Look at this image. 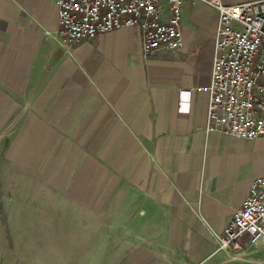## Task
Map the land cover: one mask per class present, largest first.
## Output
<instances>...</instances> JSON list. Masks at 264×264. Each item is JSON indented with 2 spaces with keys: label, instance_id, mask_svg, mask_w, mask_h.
<instances>
[{
  "label": "crops",
  "instance_id": "1",
  "mask_svg": "<svg viewBox=\"0 0 264 264\" xmlns=\"http://www.w3.org/2000/svg\"><path fill=\"white\" fill-rule=\"evenodd\" d=\"M182 13L146 54L139 27L68 46L53 0H0V264H264L215 238L264 137L205 132L218 13Z\"/></svg>",
  "mask_w": 264,
  "mask_h": 264
},
{
  "label": "built area",
  "instance_id": "2",
  "mask_svg": "<svg viewBox=\"0 0 264 264\" xmlns=\"http://www.w3.org/2000/svg\"><path fill=\"white\" fill-rule=\"evenodd\" d=\"M199 1L218 13L205 132L241 139L264 137V0H53L68 46L127 27L142 31L146 54L183 45L182 6ZM218 250L239 253L264 241V175L255 177L222 232Z\"/></svg>",
  "mask_w": 264,
  "mask_h": 264
},
{
  "label": "rangeland",
  "instance_id": "3",
  "mask_svg": "<svg viewBox=\"0 0 264 264\" xmlns=\"http://www.w3.org/2000/svg\"><path fill=\"white\" fill-rule=\"evenodd\" d=\"M253 162L254 163H256V164H258V163H261V162H263L261 159H256V160H254V159H250V160H245V161H243L242 162V166H246V167H248L250 164H253ZM254 166V165H253ZM16 180V179H15ZM29 227H30V225H29Z\"/></svg>",
  "mask_w": 264,
  "mask_h": 264
}]
</instances>
